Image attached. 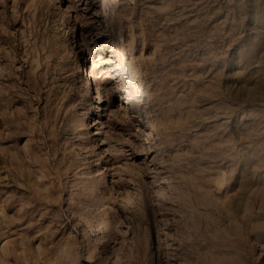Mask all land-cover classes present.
<instances>
[{"label":"rangeland","instance_id":"obj_1","mask_svg":"<svg viewBox=\"0 0 264 264\" xmlns=\"http://www.w3.org/2000/svg\"><path fill=\"white\" fill-rule=\"evenodd\" d=\"M0 264H264V0H0Z\"/></svg>","mask_w":264,"mask_h":264},{"label":"bare ground","instance_id":"obj_2","mask_svg":"<svg viewBox=\"0 0 264 264\" xmlns=\"http://www.w3.org/2000/svg\"><path fill=\"white\" fill-rule=\"evenodd\" d=\"M130 71V70H129ZM129 78H128V81H131V82H133L134 80H135V75L130 71L129 72ZM123 75H124V73H123ZM122 74H121V77L123 76ZM123 78V77H122ZM126 79H127V77H126Z\"/></svg>","mask_w":264,"mask_h":264}]
</instances>
